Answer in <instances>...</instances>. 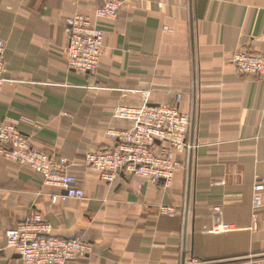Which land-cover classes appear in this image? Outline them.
<instances>
[{
  "label": "crops",
  "instance_id": "obj_1",
  "mask_svg": "<svg viewBox=\"0 0 264 264\" xmlns=\"http://www.w3.org/2000/svg\"><path fill=\"white\" fill-rule=\"evenodd\" d=\"M106 0H0L7 81L0 124L15 125L44 152L65 157L86 198H63L27 165L0 156V244L38 212L60 238L94 252L68 264L264 263V209L255 223L254 186L264 180V82L239 73L240 48L264 53V0H144L101 21L105 43L95 73L67 65L66 19L95 20ZM172 103L191 114L177 155L185 170L170 187L121 173L114 183L87 167L89 152L110 149L119 104ZM58 195L56 202L53 196ZM264 200V192H263ZM232 226L214 233L215 223ZM0 264H25L12 250Z\"/></svg>",
  "mask_w": 264,
  "mask_h": 264
},
{
  "label": "built area",
  "instance_id": "obj_2",
  "mask_svg": "<svg viewBox=\"0 0 264 264\" xmlns=\"http://www.w3.org/2000/svg\"><path fill=\"white\" fill-rule=\"evenodd\" d=\"M144 0H106L95 13V20L77 13L65 21L68 39L66 60L72 72L95 73L100 68L105 43V31L101 21L116 20L126 4ZM6 43L0 40V93L5 79ZM232 62L239 73L259 77L264 82V53H253L245 48L234 51ZM138 93L141 103L119 104L114 119L123 127H112L107 136L113 143L110 149L89 152L85 156L88 168L96 171L103 181L114 183L126 172L147 183L170 187L185 165L177 155H185L194 146L188 141L192 116L183 109L185 97L178 94L172 103H151L150 91ZM0 156L12 162L27 165L43 177V185L63 191V198L83 200L86 193L81 181L71 173L65 157L51 155L35 146L30 137L18 127L4 122L0 124ZM264 180L254 186L252 204L255 223L264 209ZM58 195L53 196L56 202ZM232 226L215 223L214 233H225ZM6 243L0 244V253L5 249L14 251L25 264H68L88 257L94 247L80 237L67 239L54 235V228L42 214L34 212L30 218L5 233ZM188 264H200L191 260ZM251 264H264L253 261Z\"/></svg>",
  "mask_w": 264,
  "mask_h": 264
},
{
  "label": "rangeland",
  "instance_id": "obj_3",
  "mask_svg": "<svg viewBox=\"0 0 264 264\" xmlns=\"http://www.w3.org/2000/svg\"><path fill=\"white\" fill-rule=\"evenodd\" d=\"M186 264H188V263H186Z\"/></svg>",
  "mask_w": 264,
  "mask_h": 264
}]
</instances>
